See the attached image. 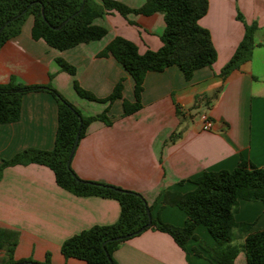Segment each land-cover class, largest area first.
I'll list each match as a JSON object with an SVG mask.
<instances>
[{"label": "crops", "instance_id": "1", "mask_svg": "<svg viewBox=\"0 0 264 264\" xmlns=\"http://www.w3.org/2000/svg\"><path fill=\"white\" fill-rule=\"evenodd\" d=\"M117 1L139 8L147 0ZM94 23L107 29L102 39L58 50L44 39H34L31 14L21 32L0 48V84L14 76L23 84L49 86L86 116L109 107L112 124L93 121L78 142L72 168L80 178L139 192L153 217L182 226L187 214L163 202L166 191H192L193 180L202 173L232 170L242 159L264 167V64L255 63L257 50L264 45L256 41L257 32L264 30V0H209L199 24L210 32L215 63L197 69L190 80L176 65L148 71L142 108L128 116L123 114V99L111 104L88 100L76 92L74 81L106 98L123 79V98L134 102L132 75L113 55L99 54L117 36L134 42L140 53L160 49L164 14L112 11ZM246 24L256 26L252 57L223 77L221 71L243 41ZM58 58L74 66L76 74L64 71ZM203 112L212 118V129H203ZM57 128L58 102L48 89L25 93L20 118L0 123V230L15 242L12 255L0 253L2 263L11 259L42 263L49 255L52 264H88L65 258L64 241L94 226L114 224L120 217L117 199L77 195L60 186L46 165L3 166L26 149H53ZM235 219L250 224V233L264 230V200H240ZM195 233L199 239L188 240L182 249L168 233L148 229L121 243L113 257L118 264H214L205 252L202 256L194 252L201 240L214 246V237L204 225H198ZM246 235L236 242L244 243ZM234 262L247 264L245 251Z\"/></svg>", "mask_w": 264, "mask_h": 264}, {"label": "trees", "instance_id": "2", "mask_svg": "<svg viewBox=\"0 0 264 264\" xmlns=\"http://www.w3.org/2000/svg\"><path fill=\"white\" fill-rule=\"evenodd\" d=\"M208 7L209 0H147L139 8L128 7L117 0H0V29L9 21L0 31V48L21 32L24 21L31 14L34 16V39H44L51 47L65 50L102 39L107 34V29L95 24L94 20L109 12L118 11L123 15L163 13L166 27L161 36L163 44L160 49L140 53L134 42L117 36L99 54L113 55L132 75L135 81L134 102L123 98V79L106 98L96 97L74 81L76 92L88 100L111 104L117 99H123V114L128 116L142 108L144 79L148 71H163L176 65L185 78L190 80L197 69L215 63L217 52L210 32L199 24ZM20 13L22 14L18 16ZM255 30V25L246 24L243 41L221 71L223 77L251 59ZM57 62L64 71L76 74L75 67L64 59L58 58ZM41 89L50 90L58 102L55 146L51 150L26 149L6 160L3 166L43 164L54 171L58 184L63 188L77 195L115 198L121 204L120 217L116 223L97 225L66 239L61 246L65 258H78L88 264H118L113 257L114 251L121 243L148 229L168 233L182 249H186L188 240L199 239L195 233L196 227L204 225L214 237L215 245L209 246L201 240L200 248H194L195 254L202 256L205 252L214 264H235V258L243 250L247 264H264V230L250 233V224L235 219L240 200H264V167L242 159L232 170L202 173L193 180L196 187L192 191H166L163 202L178 206L187 214L182 226L166 223L152 216V208L141 193L82 179L72 168L73 157L70 159V155L77 135L79 134L80 141L87 134L90 124L96 120L112 124L108 115L109 107L101 114L86 116L55 89L23 84L12 76L8 83L0 84V123L18 120L23 95ZM72 172L78 179L73 177ZM139 230L141 232L137 233ZM244 234H247L244 243L238 244L236 241ZM11 237L10 233L0 230V253L6 251L7 254H13L15 242ZM113 238L116 239L110 240ZM26 263L52 264L49 255L42 263L32 260ZM0 264L22 262L16 263L11 259Z\"/></svg>", "mask_w": 264, "mask_h": 264}, {"label": "rangeland", "instance_id": "3", "mask_svg": "<svg viewBox=\"0 0 264 264\" xmlns=\"http://www.w3.org/2000/svg\"><path fill=\"white\" fill-rule=\"evenodd\" d=\"M251 25H253V24H251ZM255 32H256V30H255ZM256 41L257 42L260 41V42H262L264 44V30L257 32ZM257 51H259V52L256 53L255 63L259 67L260 64L261 65L264 64V45H263L262 48H259V50H257ZM75 107L77 109H79L82 112V114H84V111H82L81 107H77V106H75Z\"/></svg>", "mask_w": 264, "mask_h": 264}, {"label": "built area", "instance_id": "4", "mask_svg": "<svg viewBox=\"0 0 264 264\" xmlns=\"http://www.w3.org/2000/svg\"><path fill=\"white\" fill-rule=\"evenodd\" d=\"M200 119L202 121L203 129L209 130L213 128L214 122L207 112L201 113Z\"/></svg>", "mask_w": 264, "mask_h": 264}, {"label": "water", "instance_id": "5", "mask_svg": "<svg viewBox=\"0 0 264 264\" xmlns=\"http://www.w3.org/2000/svg\"><path fill=\"white\" fill-rule=\"evenodd\" d=\"M22 13H20L18 16H20ZM9 23V21H7L6 22V24H8ZM5 24V25H6ZM5 25L0 29V31L5 27ZM78 142H79V134L77 135V138H76V141H75V144H74V146H73V149H72V152H71V155H70V159L73 157V155H74V152H75V150H76V147H77V145H78ZM70 165V160H69V162H68V166ZM72 175H73V177L74 178H76V179H78V177L76 176V174L74 173V172H72ZM151 224V221H150V223H149V225ZM139 232H141V230H139V231H137V233H139ZM116 238H113V239H110V240H115ZM107 242V241H106ZM106 242L104 243V246H105V244H106ZM107 255H108V257L110 258V256H109V254L107 253Z\"/></svg>", "mask_w": 264, "mask_h": 264}]
</instances>
